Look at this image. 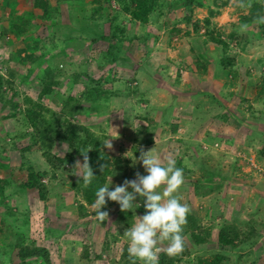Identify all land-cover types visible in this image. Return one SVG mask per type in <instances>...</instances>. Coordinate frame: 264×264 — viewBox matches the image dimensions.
Returning a JSON list of instances; mask_svg holds the SVG:
<instances>
[{
  "label": "rangeland",
  "instance_id": "obj_1",
  "mask_svg": "<svg viewBox=\"0 0 264 264\" xmlns=\"http://www.w3.org/2000/svg\"><path fill=\"white\" fill-rule=\"evenodd\" d=\"M176 1L168 0L166 4ZM197 1L202 7L193 6L190 25L182 21L185 11L177 5H163L161 12L152 14L149 22L142 25L123 13L114 1L111 2L114 21L93 22L90 19L92 6L86 0H48L55 19L50 23L39 21V24L44 26L47 37L55 38L56 53L52 60L60 68L62 77L64 73L85 72L89 77H98L104 89L116 94L95 103L97 114L84 113L94 103L83 102L79 113L69 118L72 125L87 127L96 136L105 135L102 141L109 139L112 144L111 149L107 148V154L126 162L129 160L125 169L118 167L113 171L110 176L114 181L110 185L112 188L125 179H135L136 172L146 174L139 163L133 170L130 168L132 159L141 151L153 149L161 157L160 153L163 149L166 152L170 142L177 139L181 142L176 144L173 141L180 148L182 164L189 174L177 195L190 209L187 217L193 219L187 223L193 225V232L184 236L189 255L180 264H197L198 259L210 260L215 255L225 256L222 264H264V160L258 157V151L264 145V92L259 94L258 88L264 75V34L259 32L257 24L242 28L240 17L249 13L248 7L230 0L211 20V29L214 35H220L221 40L228 42L225 57H233L232 71L226 75L222 71L219 75L217 67L213 71L207 64L201 71L199 65L194 64L193 55L201 50L198 49L200 42H210L202 22L212 7V0ZM226 12L229 21L218 20ZM195 23L199 25L198 33L192 29ZM115 26L123 32L117 35L121 38L116 46L118 60L111 64L109 58L103 59L101 54L107 50L109 42L99 37L110 38ZM172 28L179 33L173 35ZM231 32H238L234 43L229 42ZM92 39L99 41L92 42ZM68 40L71 44H66L65 54H60V42ZM6 41L7 45L0 41V75L7 76L4 63L17 72L19 77L14 81L13 92H7V96L12 97L20 109L13 110L0 104V177L9 182L5 185L4 202H0V221L3 220L11 230V235L0 234V262L19 264L13 248L16 240L13 230L18 229L24 232L26 243L35 240L36 245L48 250L51 264H89L80 257L79 239L67 232L68 225L78 222L75 208L78 198L71 191V184L79 180L73 173L78 170L75 165L80 160L76 159L72 168L56 172L53 179V172L39 152L23 151L32 142V130L24 117L26 105L23 99L29 97L35 101L33 96L38 80L22 79L26 67L8 60L10 49L22 44L17 42L14 47H9L11 39ZM212 44L211 47L220 51L221 47ZM94 51H98L97 57H89L88 54ZM217 53V50L209 53V60H217ZM196 58L201 60L198 56ZM217 77L219 84L214 81ZM207 85L211 90L207 93L215 91L218 95L224 89L225 94L229 93V96L222 94L223 104H212L204 96L194 98L199 92L203 94ZM68 87L69 79L58 89L57 100L44 102L49 110L44 114L47 120L54 118L60 124V102L67 94L78 97L82 91L73 92L72 89L70 93ZM11 114L12 117H6ZM145 116L153 118L157 124L150 129V134L139 131L141 126H146ZM167 123H176L178 133L172 135ZM148 138L152 139L151 144L145 143ZM67 151L66 144L56 142L53 149L56 156H63ZM162 160L164 154L161 157L163 163ZM21 163L31 165L36 172H48V176L41 180L52 193L47 203L40 202L36 190L21 191L12 184L9 168L19 167ZM196 186L204 193L197 194ZM137 202L141 207L135 210L136 215L142 216L145 210L139 197ZM87 209L89 212L93 210L92 207ZM89 217L93 260L90 264H109L118 259L123 245H128L123 235L127 227L117 214L108 217L104 226L99 223L101 229L96 227L94 217ZM135 221L133 216L131 225ZM232 223L244 234L234 247L222 246L218 242L219 230ZM249 231L254 235L245 240ZM192 234L203 238L204 243L195 245ZM105 239L113 241L109 254H101L102 257L96 259ZM158 247L166 249L167 242Z\"/></svg>",
  "mask_w": 264,
  "mask_h": 264
},
{
  "label": "trees",
  "instance_id": "obj_2",
  "mask_svg": "<svg viewBox=\"0 0 264 264\" xmlns=\"http://www.w3.org/2000/svg\"><path fill=\"white\" fill-rule=\"evenodd\" d=\"M74 1H85V0H74ZM92 6L90 19L91 21L96 20H107L109 22L114 21L115 12L111 8V2L114 1L120 6V9L123 13L127 14L133 21L138 22L139 24L146 25L149 22V18L154 13L161 12L163 5H169L172 7L174 5L183 7L185 11V16L183 22L186 25H190L191 17L193 14V6L202 7V3L197 0H177L176 2H169L168 0H86ZM230 0H212V7L208 9L207 17L203 20L204 33L207 36V40L215 43L221 50L225 53L228 49V42L221 40L220 35H214L211 20L219 14L220 9L226 7ZM240 6L248 7L249 13L247 15L241 16L239 24L246 25V27L251 26L252 24H257V28L261 34H264V23H258L257 18L264 16V0H237ZM13 3L10 0H6V4ZM19 6L24 7H33L39 9V21L50 23L55 19V14L50 9V4L48 0H20ZM34 16L29 14V17L24 19L21 18L19 24H10L9 28L1 29L0 31V41L7 45V35L11 39L9 42V47H14L17 42H21V46L15 49H10L9 61L16 62L17 65H24L26 67V75L22 77L24 81H27L31 78H36L38 80V86L36 87V93L33 96L35 101H32L31 98L25 97L23 103L26 105L24 112V117L28 127L31 128L32 142L31 145L23 151L30 150L33 152H39L41 157L45 161L46 165L49 166L52 173V178H55L56 172L65 171L67 167L72 168L74 166V161L80 160L83 162V155L81 151L86 152L89 157V164L93 168L94 175L97 177L93 180V183L87 188L83 187L82 182H75L71 184V188L75 195H77L76 205V217L78 222L74 225L67 226V232L70 236H74L79 239L81 243V259L85 260L89 264L93 262L91 256V242L92 235L88 231L90 226V215L94 217L96 222L105 225L104 222H100L95 216L94 210L92 212L88 211V207H91L92 203L95 200V191L105 184H107V179L112 175L113 170L116 168L117 159L112 157L111 154H107V148L104 147L102 139L104 136H96L89 128L81 125H72L69 121V118L76 116L83 102H91L89 107L90 109L84 111V113H95L97 105L95 103L100 102L101 100L108 99L111 96L116 95L114 92L106 90L102 87V83L98 77L93 78L89 77L85 72H73L70 75L64 73L61 74L60 68L53 62V55L56 53L54 51L55 44L53 36L47 37L45 35L44 26L32 25L30 22L33 20ZM114 32L110 38L99 37L100 40H108L109 45L107 50L102 53L103 59H108L111 64H115L118 60V51L117 41L121 38H118V33L123 31L119 29V26L114 27ZM193 31L198 33L199 25L195 23L192 25ZM179 30H173L172 34H178ZM37 36V37H35ZM238 32H231L229 34V42H235L237 40ZM243 37V36H242ZM99 39H92V42H97ZM63 41L60 54H65L64 51L67 48V45H70L71 42ZM12 44V45H11ZM11 45V46H10ZM79 50V49H78ZM98 51L94 53H89L88 56H93L96 58ZM107 61V60H105ZM233 60L231 58L222 57L220 59V67L222 71H232ZM198 62V60H197ZM97 63V61H96ZM202 63V62H201ZM199 65V63H197ZM7 76L0 75V104L1 106H10L13 110L20 109L18 103H16L12 97L7 96V92H13L14 81L17 76V72L14 69L8 67L7 63L3 64ZM97 67L102 68L101 65ZM201 71L205 70L204 65H199ZM202 73V72H201ZM62 77V78H60ZM69 79V91L81 89L78 97H75L74 94H67L62 102H60V117L62 118L61 123H57L56 119L52 118L47 120L44 117L45 113H49V110L45 108V101H55L59 97L58 89L64 84V81ZM259 88V94L264 92V75L261 78V83ZM97 114V112H96ZM9 115L6 117H12ZM143 119L146 122V126H141L139 128L140 132H147L150 134L152 132L153 126L156 127V121L149 117L145 116ZM169 127V132L172 135L178 133L179 126L176 123H167ZM139 131L137 132L139 134ZM62 142L67 146V152L63 156H56L53 153V149L56 145V142ZM176 144L181 143L178 139L173 140ZM170 142L166 152L164 154V161L166 163L168 158L175 159L177 162V167H181L184 170V178L188 176L189 170H186L182 164V155L178 145H175L174 142ZM146 144H151L152 139L148 138L145 141ZM258 157L264 160V145L258 151ZM102 168L104 170L102 171ZM10 180L12 184L16 185L17 189L21 191H32L36 190L40 202L47 203L50 198V190L44 185L41 180L44 177L48 176V172H36L31 165L21 163L19 167H10ZM8 179L0 177V202H4V190L5 185H7ZM201 188V187H200ZM197 194H203L204 191L199 189V186L195 187ZM102 211H108L109 216L117 214L118 219L122 220L126 227H130L132 223L133 213L131 211L125 213L122 212L119 208V205L115 202L109 201L106 205V208ZM11 214V213H9ZM193 218L187 217V221ZM27 221V219H26ZM99 224V225H100ZM186 225V224H185ZM83 227V228H82ZM193 225L187 223L186 228L183 230V237L193 232ZM14 229V228H13ZM80 230V231H78ZM14 236L16 240L14 241L13 248L16 251V258L19 264H32L40 263L41 264H51L50 254L47 249L44 247H39L36 245L35 240H32L30 243H26L22 231L14 229ZM89 232V233H88ZM11 230L9 227L5 226L3 220L0 221V234L11 235ZM119 237H123L122 234L117 232ZM244 234V233H243ZM241 230L236 226V224H228L220 228L218 233V242L222 246L234 247L239 241L241 235H243ZM254 235V232L249 231L247 237L250 239ZM106 237V236H105ZM119 237H117L119 239ZM192 242L195 245H200L204 243V239L200 238L197 235L192 234ZM38 238V237H37ZM35 238V239H37ZM107 239V237H106ZM104 240L101 245L100 254L96 255V259H100L104 256H108L109 250L111 247V240ZM113 239H116L113 237ZM128 245L125 244L122 247L121 253L119 254L118 259L111 260L109 264H131V261L127 253ZM188 246L184 243L183 250L176 255H168L166 249H159L158 259L159 264H180L183 262L184 258L189 255ZM225 260V256L215 255L212 259H198L197 264H222ZM0 264H4L3 261Z\"/></svg>",
  "mask_w": 264,
  "mask_h": 264
},
{
  "label": "clouds",
  "instance_id": "obj_3",
  "mask_svg": "<svg viewBox=\"0 0 264 264\" xmlns=\"http://www.w3.org/2000/svg\"><path fill=\"white\" fill-rule=\"evenodd\" d=\"M258 23H264V16L257 18ZM242 28L246 25H242ZM105 148L111 149L112 144L107 139L103 142ZM83 162L77 161L73 174L79 177L87 188L97 177L89 164L87 151H81ZM139 163L144 173H135V179H125L122 184L110 190L112 180L100 186L95 191V200L91 207L100 222L108 219L106 208L109 201L119 205L122 212L131 211L136 221L124 231L127 238V253L131 264H159L158 245L167 242L168 255H176L184 248L183 226L187 223L189 207L181 203L182 197L177 195L184 183V170L177 167L175 159L168 158L166 163L153 151H141L138 157L132 159V166ZM104 168H102V171ZM131 189V191H129ZM142 201L144 214L136 215V209L141 207L137 198Z\"/></svg>",
  "mask_w": 264,
  "mask_h": 264
},
{
  "label": "crops",
  "instance_id": "obj_4",
  "mask_svg": "<svg viewBox=\"0 0 264 264\" xmlns=\"http://www.w3.org/2000/svg\"><path fill=\"white\" fill-rule=\"evenodd\" d=\"M1 2H0V10H4V11H2V13H3V15H1V13H0V31H1V29L3 30V29H6V28H9V26H10V24H19V22H20V20H21V18L22 17H24V19L26 18H28L29 17V14L31 13L32 14V16H34V18H33V20L30 22L32 25H37V26H39V9H37V8H33L32 6L31 7H28V6H24V7H21V6H19V3H20V0H15L13 3H10V4H6V0H0ZM10 2H11V0H10ZM50 4V3H49ZM225 19H227L226 21H229V17H228V12H226V13H224L223 15H221L220 17H219V19L218 20H225ZM219 23H221V22H219ZM219 25H221V24H218L217 26H219ZM36 37V36H35ZM6 38H10L8 35H7V37ZM38 38V37H37ZM211 44H212V42H208L207 44H204L203 42H200V47L198 48V49H201L199 52H197V50H196V52L197 53H195L196 55H193L194 57H195V61H194V64L195 63H199V65H204L205 67H206V64L207 65H209V67H210V69L211 70H213V71H215L216 70V67H217V73H219V75H221L222 74V70H221V68H220V59L224 56L225 57V53L220 49V51L218 50V48L216 49V48H214V47H211ZM213 45V44H212ZM217 46V45H216ZM218 47V46H217ZM215 50H217L218 51V55H219V57H218V59L217 60H214V59H211V60H209V53H211V52H213V51H215ZM193 52H195V50L193 51ZM193 52H191L192 54H194ZM227 52V51H226ZM199 57L201 60H198V58H196V57ZM207 56V57H206ZM227 58H231L232 60H234L233 59V57H227ZM197 60H198V62H197ZM202 62V63H201ZM210 62H212V63H210ZM233 63H234V61H232ZM193 64V63H192ZM191 65V63L190 64H188L187 66H190ZM188 74H190V76H192V74L191 73H188ZM225 75L227 74V71L224 73ZM226 78V77H225ZM218 80H219V78L217 77V78H214V81H217V83H218ZM219 84V83H218ZM225 85V84H224ZM211 86H213V85H211ZM229 86H230V84H229ZM223 87V86H222ZM221 87V88H222ZM205 88V87H204ZM219 89V88H218ZM220 90V89H219ZM225 90V89H224ZM223 90V92H219V94L217 95L216 94V92L215 91H212V93H207V91H211V90H209V88H208V85L206 86V88H205V92H203V94L201 93V92H199V93H197V94H195V97L194 98H198L199 96H204V97H206V98H208L209 99V101L213 104H215V105H221L220 104V102L223 104V102H224V100H222V94L224 95V96H229V93L227 92V94H225V91ZM186 96L189 94V93H184ZM214 97V98H213ZM156 98V97H155ZM219 98H221V99H219ZM157 99V98H156ZM197 104H199V103H197ZM200 105V104H199ZM222 109V108H221ZM122 129V128H121ZM105 136V135H104ZM165 149H163L162 150V154L160 153V155H161V157H163V154H165V151H164ZM161 152V151H160ZM118 161H117V164L115 165L116 166V168H118V167H120V168H126V166H128V161L126 162L125 160H122V159H120V158H116ZM163 161V160H162ZM125 166V167H124ZM137 167V166H136ZM49 168V167H48ZM115 168V169H116ZM130 168H132V170H133V166L132 167H130ZM137 169V168H136ZM46 171H49V169L48 170H46ZM114 171V170H113ZM133 174V173H132ZM112 176V175H111ZM132 176V178H133V175H131ZM130 176V177H131ZM127 178V177H126ZM110 180H112L111 179V177H109V179L107 180V184L110 182ZM113 181V180H112ZM114 182V181H113ZM110 190H113V188L110 186ZM50 193H51V191H50ZM52 194V193H51ZM245 208H246V206H245ZM118 222V221H117ZM106 224H107V222H106ZM99 226V229H101V226L99 225V224H97L96 223V227H98Z\"/></svg>",
  "mask_w": 264,
  "mask_h": 264
}]
</instances>
